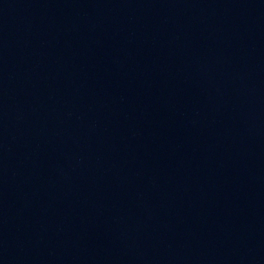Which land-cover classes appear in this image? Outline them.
Returning a JSON list of instances; mask_svg holds the SVG:
<instances>
[{
  "label": "water",
  "instance_id": "obj_1",
  "mask_svg": "<svg viewBox=\"0 0 264 264\" xmlns=\"http://www.w3.org/2000/svg\"><path fill=\"white\" fill-rule=\"evenodd\" d=\"M0 264H264V0H0Z\"/></svg>",
  "mask_w": 264,
  "mask_h": 264
}]
</instances>
